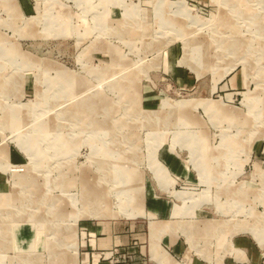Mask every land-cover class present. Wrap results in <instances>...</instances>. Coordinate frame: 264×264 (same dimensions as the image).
Listing matches in <instances>:
<instances>
[{
	"label": "rangeland",
	"instance_id": "rangeland-1",
	"mask_svg": "<svg viewBox=\"0 0 264 264\" xmlns=\"http://www.w3.org/2000/svg\"><path fill=\"white\" fill-rule=\"evenodd\" d=\"M140 252L264 264V0H0V264Z\"/></svg>",
	"mask_w": 264,
	"mask_h": 264
},
{
	"label": "crops",
	"instance_id": "crops-1",
	"mask_svg": "<svg viewBox=\"0 0 264 264\" xmlns=\"http://www.w3.org/2000/svg\"><path fill=\"white\" fill-rule=\"evenodd\" d=\"M150 206H151V209L154 210V212H161V210L163 211V209L165 208L166 209V205L162 202H155V203H150ZM164 209V211H165ZM119 226L117 227V230H112V236L109 235V237H105V234H103V242L102 243H106L108 245H112L113 246H123V247H129V245L131 244V242L134 240V239H139V238H142L143 239V236H144V233L143 231L140 232V230L142 229H139L138 226H140L139 224H135L134 225H130L128 228H127V223H119L118 224ZM176 238H172V236H166V235H163V244L170 246L171 247V250L176 254H182V257L185 258V251L183 249V247L181 246L180 242L176 241L175 240ZM250 252V251H249ZM163 256V257H162ZM161 257L163 259H167V261L171 262L172 264L177 261L173 260L174 262H172L169 257H165L164 255L161 254ZM252 257H254V252H252ZM139 260L140 261V264H149L147 263V258L145 257V254L143 252H140V256H139ZM233 257H231L230 259H228V263L229 264H238V263H234L233 262ZM104 264H107L106 262ZM128 264H132V263H128ZM134 264H139V263H134ZM153 264V263H152ZM154 264H157V263H154ZM185 264H203L202 263V258L198 257V256H192L190 257L188 260H186Z\"/></svg>",
	"mask_w": 264,
	"mask_h": 264
},
{
	"label": "bare ground",
	"instance_id": "bare-ground-1",
	"mask_svg": "<svg viewBox=\"0 0 264 264\" xmlns=\"http://www.w3.org/2000/svg\"><path fill=\"white\" fill-rule=\"evenodd\" d=\"M193 41V40H192ZM80 113V112H79ZM77 114V113H76ZM92 211V210H91ZM93 212V211H92Z\"/></svg>",
	"mask_w": 264,
	"mask_h": 264
}]
</instances>
